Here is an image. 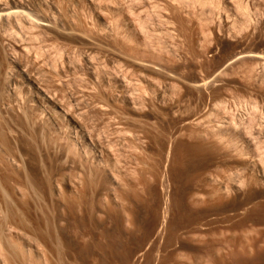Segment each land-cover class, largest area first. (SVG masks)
<instances>
[{
  "label": "rangeland",
  "instance_id": "374dc122",
  "mask_svg": "<svg viewBox=\"0 0 264 264\" xmlns=\"http://www.w3.org/2000/svg\"><path fill=\"white\" fill-rule=\"evenodd\" d=\"M0 264H264V0H0Z\"/></svg>",
  "mask_w": 264,
  "mask_h": 264
},
{
  "label": "bare ground",
  "instance_id": "6f19581e",
  "mask_svg": "<svg viewBox=\"0 0 264 264\" xmlns=\"http://www.w3.org/2000/svg\"><path fill=\"white\" fill-rule=\"evenodd\" d=\"M261 144V143H260ZM258 145V144H257ZM256 146V145H255ZM188 151L189 152H191V151H194V152H196L195 154L194 153H190V154H186V156H187V158H188V160L190 161V162H194V161H196L197 159L199 160V158H201L200 159V162L199 163H197V165H196V172L197 173H199L201 170H202V168H203V166H204V161H203V156H204V152H207V150L204 148V147H192L191 148V150H190V148L188 149ZM188 152V153H189ZM193 154V155H192ZM232 161V159H227V161L226 162H231ZM179 166H180V170L181 171H179V173L181 174V172L183 173H185V172H187L188 171V169H187V165L186 164H184V163H180L179 164ZM176 180H175V183H177V184H181V178H180V176L177 174V176H176V178H175ZM198 179V178H197ZM201 184V181L199 180V181H197V182H194V185H192L193 187H198L199 185ZM191 186V185H190ZM240 187H242L241 186V183H239V185L237 186V188H240ZM231 190H227V192H230ZM179 220H180V216H179Z\"/></svg>",
  "mask_w": 264,
  "mask_h": 264
}]
</instances>
